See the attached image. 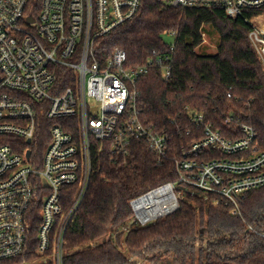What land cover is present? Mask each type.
Wrapping results in <instances>:
<instances>
[{"label":"built area","instance_id":"obj_1","mask_svg":"<svg viewBox=\"0 0 264 264\" xmlns=\"http://www.w3.org/2000/svg\"><path fill=\"white\" fill-rule=\"evenodd\" d=\"M141 1L0 0V263L26 253L37 226L35 255L63 264L71 253L66 233L100 156H123L136 140L158 162L170 159L177 175L130 201L139 227L175 213L182 187L225 204L233 216L246 193L264 187V150L251 127L242 125L240 138L227 139L185 107L203 135L170 157L168 135L142 124L137 81L152 69L171 79L177 34L165 35L173 43L164 40L165 51L135 66L119 49L101 59L96 44L133 20ZM157 1L182 11L221 10L232 20L264 7V0ZM249 25L248 40L264 69V34ZM68 193L72 203L64 206ZM171 198L174 211L153 217Z\"/></svg>","mask_w":264,"mask_h":264},{"label":"trees","instance_id":"obj_2","mask_svg":"<svg viewBox=\"0 0 264 264\" xmlns=\"http://www.w3.org/2000/svg\"><path fill=\"white\" fill-rule=\"evenodd\" d=\"M245 15L232 20L221 10L182 11L142 0L133 20L96 42L101 59L119 49L135 66L167 49L165 35L177 34L171 79L152 69L137 81L139 119L168 135L170 157L203 135L185 107L227 139L240 138L242 125L251 127L264 150V69L247 37L249 23L264 34V7ZM209 31L218 38L217 51L198 53ZM176 180L170 159L158 162L141 141L118 158L101 155L66 233L71 253L63 264H264V187L246 193L238 216L223 203L213 205L202 191L182 187L175 213L145 227H126L133 218L131 200ZM66 196L63 205L69 206L71 194ZM36 230L26 253L0 264H51L35 255Z\"/></svg>","mask_w":264,"mask_h":264},{"label":"rangeland","instance_id":"obj_3","mask_svg":"<svg viewBox=\"0 0 264 264\" xmlns=\"http://www.w3.org/2000/svg\"><path fill=\"white\" fill-rule=\"evenodd\" d=\"M208 33L209 34L205 33V35L203 37V42H202L201 46L199 47V49H197L198 53L207 54V55H209V54L212 55V54L216 53L218 38L215 36V34L213 32L209 31ZM164 40L167 41L168 43H173V41H174V39L172 37H164ZM176 188L179 189V187H177V186H176ZM133 223L134 222L131 220L130 225H127L126 227L130 228L131 224H133Z\"/></svg>","mask_w":264,"mask_h":264},{"label":"bare ground","instance_id":"obj_4","mask_svg":"<svg viewBox=\"0 0 264 264\" xmlns=\"http://www.w3.org/2000/svg\"><path fill=\"white\" fill-rule=\"evenodd\" d=\"M175 208H176L175 201L173 200V198H171L169 204L164 209H160L152 212V216L158 217L162 214L171 213L172 211H174Z\"/></svg>","mask_w":264,"mask_h":264},{"label":"water","instance_id":"obj_5","mask_svg":"<svg viewBox=\"0 0 264 264\" xmlns=\"http://www.w3.org/2000/svg\"><path fill=\"white\" fill-rule=\"evenodd\" d=\"M27 156H29V154Z\"/></svg>","mask_w":264,"mask_h":264}]
</instances>
